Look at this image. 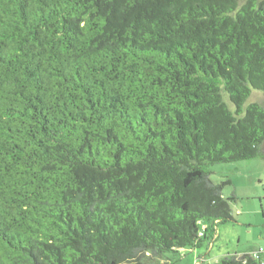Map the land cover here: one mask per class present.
Returning <instances> with one entry per match:
<instances>
[{
	"label": "trees",
	"instance_id": "1",
	"mask_svg": "<svg viewBox=\"0 0 264 264\" xmlns=\"http://www.w3.org/2000/svg\"><path fill=\"white\" fill-rule=\"evenodd\" d=\"M252 158L264 0H0V264H173Z\"/></svg>",
	"mask_w": 264,
	"mask_h": 264
},
{
	"label": "rangeland",
	"instance_id": "2",
	"mask_svg": "<svg viewBox=\"0 0 264 264\" xmlns=\"http://www.w3.org/2000/svg\"><path fill=\"white\" fill-rule=\"evenodd\" d=\"M210 179L215 184L225 180L224 197H234L230 203L233 221L218 223L212 246L209 242L197 248H181L167 252L157 262L173 264H213L226 254H240L249 247H264V159L252 158L209 166Z\"/></svg>",
	"mask_w": 264,
	"mask_h": 264
},
{
	"label": "built area",
	"instance_id": "3",
	"mask_svg": "<svg viewBox=\"0 0 264 264\" xmlns=\"http://www.w3.org/2000/svg\"><path fill=\"white\" fill-rule=\"evenodd\" d=\"M203 235V231H199V236ZM251 257L257 261L258 264H264V247H258L250 253Z\"/></svg>",
	"mask_w": 264,
	"mask_h": 264
},
{
	"label": "crops",
	"instance_id": "4",
	"mask_svg": "<svg viewBox=\"0 0 264 264\" xmlns=\"http://www.w3.org/2000/svg\"><path fill=\"white\" fill-rule=\"evenodd\" d=\"M215 236H216V234H215ZM215 236H214V237H215ZM213 239H214V238H213ZM213 239L209 242V246H212ZM255 249H256L255 247H249V248L244 249L240 254H235V255L239 256V255H243V254L251 253V252L254 251ZM204 259H205V257H201L199 264L202 263Z\"/></svg>",
	"mask_w": 264,
	"mask_h": 264
}]
</instances>
